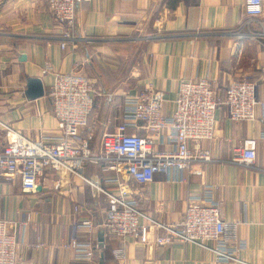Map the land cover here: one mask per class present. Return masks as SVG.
Listing matches in <instances>:
<instances>
[{
  "label": "crops",
  "instance_id": "obj_1",
  "mask_svg": "<svg viewBox=\"0 0 264 264\" xmlns=\"http://www.w3.org/2000/svg\"><path fill=\"white\" fill-rule=\"evenodd\" d=\"M244 4L245 0L81 1L74 41L63 49L60 36L66 29L53 18L46 0H0V140L21 133L47 142L58 135L48 96L54 75L44 72L47 63L60 72L78 64L93 82L95 107L90 121L95 123V153L103 134L119 122L126 95L149 86L164 92L166 114L174 109L183 79L209 78L223 94L232 81L248 76L258 83V97L264 102V41L248 37L251 31H264V12L242 27L247 19ZM132 44L143 49L138 56L124 53ZM34 94L39 96L31 98ZM263 131V105L257 107V118L242 121L230 120L226 107H221L216 137L191 143L208 149L214 161L194 162L176 183L162 173L146 184L128 178L141 199L140 210L166 223L182 221L189 200L212 185L214 197L223 203V217L240 222L241 261H215L210 252L191 243L157 246L128 239L124 264H264V141L259 142L253 166L231 161L243 139L259 137ZM129 132L149 136L143 126ZM155 145L158 150L167 148ZM83 173L103 184L98 166L86 165ZM40 186L33 194L21 190L19 179L0 183V217L27 222L20 232L23 243L17 264H89L76 260L74 251L64 247L77 219L82 221L80 241L103 238L104 247L92 264H120L112 257L120 242L105 233L103 193L80 177L53 170L44 174ZM38 241L44 243L41 249L27 245Z\"/></svg>",
  "mask_w": 264,
  "mask_h": 264
},
{
  "label": "built area",
  "instance_id": "obj_2",
  "mask_svg": "<svg viewBox=\"0 0 264 264\" xmlns=\"http://www.w3.org/2000/svg\"><path fill=\"white\" fill-rule=\"evenodd\" d=\"M46 1L53 18L66 29L60 36L61 47L65 49L68 41H74L78 4L91 0ZM244 12L247 19L242 27H247L263 14L264 0H245ZM248 37L264 41V31H251ZM49 71L53 72L54 79L48 96L58 121V135L47 142L30 139L21 133L0 140V183L19 179L23 192L37 194L42 177L53 170L92 184L107 199L104 228L106 237L120 242L112 249L113 259L120 264L127 261L128 239L157 246L173 241L191 243L210 252L215 261H241L240 222L223 217V203L214 197L212 185H206L201 195L189 200L182 221L166 223L140 210L141 199L128 178L146 184L154 180L155 174L162 173L167 181L176 183L180 181V173L190 169L194 162L214 161L208 149L191 147V143L216 137L217 112L221 107H226L232 121L257 118V107L264 106V102L259 100L256 81L248 76L234 80L222 94L209 78L183 79L170 114L164 112L166 98L162 90L149 86L126 95L119 122L113 131L103 134L100 150L95 153L91 139L95 123L90 121L95 107L93 82L78 64L67 72H60L47 63L44 72ZM141 126L149 136L129 132L130 128ZM6 128L11 131L10 127ZM261 140L264 141V131L259 137L243 139L234 148L231 161L253 166ZM155 142L167 148L158 150ZM88 164L101 169L103 184L84 175V167ZM75 211L79 212L78 207ZM26 223L0 217V264H17L18 249L23 243L20 232ZM81 224V220L74 221V233L64 247L74 251L76 260L92 264L104 244L91 236L80 241ZM158 230L163 234H156ZM27 245L34 249L44 247L41 241Z\"/></svg>",
  "mask_w": 264,
  "mask_h": 264
},
{
  "label": "rangeland",
  "instance_id": "obj_3",
  "mask_svg": "<svg viewBox=\"0 0 264 264\" xmlns=\"http://www.w3.org/2000/svg\"><path fill=\"white\" fill-rule=\"evenodd\" d=\"M133 40H136V38L134 39H131V41H133ZM125 49H126V51H125ZM142 50L143 49H138V47H136V48H134V46H133V44L132 45H130V48L128 49V48H124L123 49V51H124V53H127V54H129V53H131L130 54V56H134V55H136V56H138V53L139 52H142ZM129 67H130V62H129ZM133 66V65H132ZM83 71L85 72V70L83 69ZM85 74L88 76V74H87V72H85ZM89 77V76H88ZM90 78V77H89ZM94 134H92V141L94 140Z\"/></svg>",
  "mask_w": 264,
  "mask_h": 264
},
{
  "label": "water",
  "instance_id": "obj_4",
  "mask_svg": "<svg viewBox=\"0 0 264 264\" xmlns=\"http://www.w3.org/2000/svg\"><path fill=\"white\" fill-rule=\"evenodd\" d=\"M39 96V94H34V95H30V97L31 98H36V97H38ZM41 189V186H38V190H40ZM99 241H100V243H103V238L102 237H100L99 238Z\"/></svg>",
  "mask_w": 264,
  "mask_h": 264
},
{
  "label": "trees",
  "instance_id": "obj_5",
  "mask_svg": "<svg viewBox=\"0 0 264 264\" xmlns=\"http://www.w3.org/2000/svg\"><path fill=\"white\" fill-rule=\"evenodd\" d=\"M83 136H86V132L83 133ZM88 165H92V164H88Z\"/></svg>",
  "mask_w": 264,
  "mask_h": 264
}]
</instances>
